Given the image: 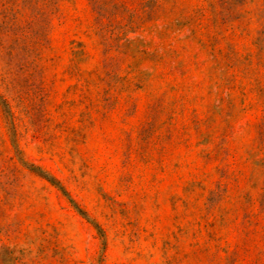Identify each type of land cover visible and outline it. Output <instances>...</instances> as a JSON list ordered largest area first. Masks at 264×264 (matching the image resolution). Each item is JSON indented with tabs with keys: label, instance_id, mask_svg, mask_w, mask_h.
<instances>
[{
	"label": "rangeland",
	"instance_id": "obj_1",
	"mask_svg": "<svg viewBox=\"0 0 264 264\" xmlns=\"http://www.w3.org/2000/svg\"><path fill=\"white\" fill-rule=\"evenodd\" d=\"M0 264H264V0H0Z\"/></svg>",
	"mask_w": 264,
	"mask_h": 264
},
{
	"label": "trees",
	"instance_id": "obj_2",
	"mask_svg": "<svg viewBox=\"0 0 264 264\" xmlns=\"http://www.w3.org/2000/svg\"><path fill=\"white\" fill-rule=\"evenodd\" d=\"M50 181H52V180H50Z\"/></svg>",
	"mask_w": 264,
	"mask_h": 264
}]
</instances>
